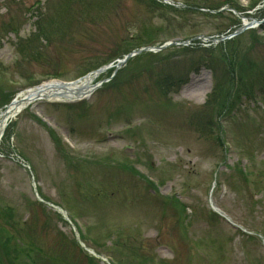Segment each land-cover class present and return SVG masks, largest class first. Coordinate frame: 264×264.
<instances>
[{
	"label": "rangeland",
	"instance_id": "obj_1",
	"mask_svg": "<svg viewBox=\"0 0 264 264\" xmlns=\"http://www.w3.org/2000/svg\"><path fill=\"white\" fill-rule=\"evenodd\" d=\"M172 1L198 12L223 6L239 13H212L207 19L157 0H0V112L37 85L84 80L103 64L111 68L90 74L91 85L104 83L90 100L38 101L7 126L0 143V212L9 208L13 218L2 217L0 223L16 239L1 249V264H90L73 241L77 232L70 219L49 205L39 206L35 185L47 200L80 215L91 236L89 247L121 264H264V239L255 233L264 235V166L255 165L251 155L256 146L264 161V103L251 118L246 110L258 104L244 92L246 87L259 91L264 82V30H246L238 43L208 44L243 21L263 19L264 3ZM40 24L44 33L37 38ZM197 36L203 39L198 44L134 59L129 78L111 81L113 68L129 50ZM228 47V54L238 50L239 103L245 105L238 123L226 112L221 119L228 140L243 153H228L222 163L214 116L231 90L223 49ZM179 77L187 83L166 96L165 80ZM50 129L69 137L75 149L58 146ZM132 165L160 181L171 196L154 195ZM239 167L250 172V182ZM215 174L228 186L223 199ZM214 201L258 239L215 217ZM36 246L44 250L41 260L28 259L27 250L33 255ZM95 264L107 263L97 258Z\"/></svg>",
	"mask_w": 264,
	"mask_h": 264
},
{
	"label": "trees",
	"instance_id": "obj_2",
	"mask_svg": "<svg viewBox=\"0 0 264 264\" xmlns=\"http://www.w3.org/2000/svg\"><path fill=\"white\" fill-rule=\"evenodd\" d=\"M188 7L187 8H184V9H179V10H177V11H179V12H189V11H194V12H197V13H199V14H202V15H204L207 19L209 18V15H211V14H208V13H204V12H198L196 9H198V8H193V7H191V6H189V5H187ZM219 8V7H218ZM217 8V9H218ZM217 17H225V14H218V15H216ZM40 18H42L43 17V15L41 16H39ZM213 17H215V16H213ZM44 28L42 27V25L40 24V29L38 30V34H36V37L38 38V36H39V34H43L44 33V30H43ZM238 42H239V40H238ZM237 42V40H234L231 44H234V43H238ZM230 43V42H229ZM230 44V45H231ZM229 45V46H230ZM142 46H143V44H142ZM140 47V46H139ZM230 48L228 47V49L226 50V54L229 56V58H228V69H229V72H230V76H231V90H230V92L229 93H226V94H228V95H230V93H231V91H232V89H233V87H234V85H235V82H234V76H233V71H232V69H233V62L235 61V58H236V56H237V52H238V50H235V51H233L231 54H228V50H229ZM132 50V49H131ZM131 50H129V51H131ZM231 50V49H230ZM168 53V52H167ZM167 53H161V54H157V55H161V56H165ZM144 55H141V56H139L138 58H136V59H140L141 57H143ZM151 56H153V55H151ZM155 56V55H154ZM223 56H224V54H223ZM135 59V60H136ZM132 62V61H131ZM131 62L126 66V68L125 69H123L122 71H120L118 74H117V76H116V78L113 80V82H115L116 81V83L115 84H118L119 82H121V80L122 79H124V78H129L130 77V75L128 74V72H129V70H130V65H131ZM237 67H239V70H240V64H239V62H238V65H237ZM133 73V71L132 72H130V74H132ZM178 81V82H177ZM165 82L167 83V85L165 86V88L166 87H170V86H176V85H178V84H184L185 82L183 81V80H180V79H175V78H170L169 80L168 79H166L165 80ZM176 83H178V84H176ZM164 87V86H163ZM216 87H217V85H216ZM226 96V95H225ZM227 100H228V97L226 96V99H223L222 100V104H221V106H224L226 103H227ZM6 102H8L7 100H6ZM10 102V101H9ZM53 135H54V133H52ZM55 139H56V141H57V144H58V146H60V140L58 139V137L56 136V135H54L53 136ZM0 242H1V238H0Z\"/></svg>",
	"mask_w": 264,
	"mask_h": 264
},
{
	"label": "water",
	"instance_id": "obj_3",
	"mask_svg": "<svg viewBox=\"0 0 264 264\" xmlns=\"http://www.w3.org/2000/svg\"><path fill=\"white\" fill-rule=\"evenodd\" d=\"M165 2H168L167 0H164ZM253 23H248L245 26H243V28H241L240 30L236 31L233 35H237L239 33H241L242 31L252 27ZM225 39V37L221 38V40ZM189 42L184 43L185 45H187ZM178 43H168L165 44L161 47H156V48H143L141 50H138L132 54H129L128 56H126L125 60H128L129 58H131L134 55L140 54L141 52H156V51H161L163 49H165L168 46L171 45H176ZM124 62V61H123ZM76 83H65V82H56L53 84H49V85H43V86H39L37 88L34 89V91L32 92V98L30 101H34V100H38V99H49L55 96H63V95H67L68 92H72L75 96L79 95V88L78 87H74ZM45 88H47L49 90V92H45ZM74 88V89H73ZM63 90L62 92H55L54 90ZM73 96V97H75ZM14 101L11 103L13 104Z\"/></svg>",
	"mask_w": 264,
	"mask_h": 264
},
{
	"label": "bare ground",
	"instance_id": "obj_4",
	"mask_svg": "<svg viewBox=\"0 0 264 264\" xmlns=\"http://www.w3.org/2000/svg\"><path fill=\"white\" fill-rule=\"evenodd\" d=\"M89 81L91 82L92 78H90ZM48 91L49 90H46V92H48ZM32 95H33V93L29 92V91L19 93L17 95L14 103L12 104V106H10L7 109L6 115H10L11 117L17 115L16 113L21 111L27 105V103L31 100ZM50 100L61 101L62 99L60 96H56L55 98H51ZM2 116H0V121L3 122L7 116H4V117H2Z\"/></svg>",
	"mask_w": 264,
	"mask_h": 264
}]
</instances>
